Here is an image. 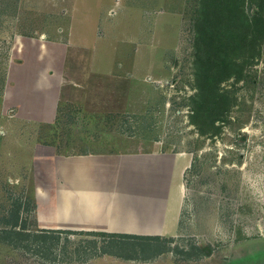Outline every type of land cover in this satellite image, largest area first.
Returning a JSON list of instances; mask_svg holds the SVG:
<instances>
[{
	"label": "rangeland",
	"instance_id": "1",
	"mask_svg": "<svg viewBox=\"0 0 264 264\" xmlns=\"http://www.w3.org/2000/svg\"><path fill=\"white\" fill-rule=\"evenodd\" d=\"M195 3L0 0V232L18 211L37 237L18 248L0 237V264H264V55L224 83L237 99L231 121L199 136ZM154 151L193 156L177 237L52 226L73 215L74 188L59 206L56 185L72 177L68 161ZM116 172L104 173L108 193ZM124 180L120 194L135 196Z\"/></svg>",
	"mask_w": 264,
	"mask_h": 264
},
{
	"label": "crops",
	"instance_id": "2",
	"mask_svg": "<svg viewBox=\"0 0 264 264\" xmlns=\"http://www.w3.org/2000/svg\"><path fill=\"white\" fill-rule=\"evenodd\" d=\"M192 162L193 156L183 152L79 153L67 162L70 166L74 164L72 177L67 175L69 178L64 180L58 177L56 183L59 206L61 189L74 188L73 215L64 221L58 215L51 221L52 226L83 232L177 237L186 198L185 174ZM111 169L118 172L110 179L113 191L108 193L106 176ZM123 179L132 187L130 190L135 189V196L120 194ZM66 180L70 184L65 186ZM147 192L150 197L145 196ZM68 207L60 208L59 212L70 211Z\"/></svg>",
	"mask_w": 264,
	"mask_h": 264
},
{
	"label": "trees",
	"instance_id": "3",
	"mask_svg": "<svg viewBox=\"0 0 264 264\" xmlns=\"http://www.w3.org/2000/svg\"><path fill=\"white\" fill-rule=\"evenodd\" d=\"M248 5L253 7L251 12ZM192 22L195 93L190 120L199 136L213 138L231 121L237 104L234 93L225 89L224 83L231 78L241 79L245 67L264 55V0H196ZM4 225L8 229L4 227L0 237L3 243L14 248L21 247L23 241L37 238L21 223L18 211L12 219L6 218ZM41 232L40 237L46 238L50 231ZM107 236L162 240L159 236Z\"/></svg>",
	"mask_w": 264,
	"mask_h": 264
}]
</instances>
